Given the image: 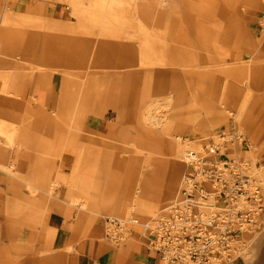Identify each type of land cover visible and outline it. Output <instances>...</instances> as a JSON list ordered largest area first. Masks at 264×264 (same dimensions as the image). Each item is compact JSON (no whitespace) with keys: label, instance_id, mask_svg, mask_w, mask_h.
I'll list each match as a JSON object with an SVG mask.
<instances>
[{"label":"crops","instance_id":"obj_1","mask_svg":"<svg viewBox=\"0 0 264 264\" xmlns=\"http://www.w3.org/2000/svg\"><path fill=\"white\" fill-rule=\"evenodd\" d=\"M63 1L66 3L62 2L59 6H55L51 0H15V8L18 11L22 10L28 15L27 17L39 16L47 20L46 29L41 30L46 40L41 51H45L48 62L56 60L58 66L56 72L52 74L54 77H47L51 81L49 87L43 88L41 81L37 82L36 89L44 91L45 111L36 118H41L39 123L41 129L48 130L49 133L55 131L56 149L54 152H47L44 149L37 152V150L21 148L9 155V161L15 165V168L9 173L0 171V264H162L158 253L149 249L146 239L142 237L127 238L119 245H112L110 241L103 239L105 215L96 214L94 207H89L94 197L91 194L93 182L88 176L75 173L74 164L80 154L78 151L84 147L87 142L85 137L89 134L103 136L110 145L122 144L119 140L132 130L137 131L138 135L135 139L139 144L143 143L145 138L151 140V144H158L161 143L160 137L171 139L175 133L193 135L190 92L192 79L188 77L189 70L186 68L189 67L188 62L185 61L183 64L171 58L168 64L164 65L166 69L146 67L141 64L145 57L139 38L134 42L128 37L118 38L112 36L113 34L107 38L100 35L90 37L87 34L95 33L83 31L90 24V16H86L83 10L76 6H70L66 0ZM218 5L212 11H216L220 6ZM135 13L139 14L140 23L147 25L148 21L145 18L148 16L137 11ZM97 14L94 17L108 19L103 17L102 12ZM172 15L176 17L174 9ZM117 16L120 19V15ZM154 17L155 15L150 17L152 21ZM158 17L162 19L157 23L149 20L154 27L152 30L154 33L165 28L164 12ZM183 19L185 12L181 19L184 28L180 34L183 33L190 38L192 27L188 23L186 25ZM106 21L102 22L103 25ZM251 23H253L252 33L249 31L245 33L244 26L242 31L240 30L238 47L240 59L252 64L254 59H258L264 64V31L260 26L259 17L257 16ZM168 27L166 25L165 29L169 31ZM146 28L151 29L150 25ZM200 42L203 44L201 39ZM258 44L259 47L255 50ZM190 45L189 40L188 46ZM256 52L259 55L255 58L253 55H257ZM218 57L216 54V59ZM199 60L200 64H206L208 59L203 57ZM217 61L220 62L218 59ZM96 65L103 68H95ZM216 66L223 64L216 63ZM89 74L98 75L104 85L106 102L101 115L96 113L97 110L95 111L92 103H86L83 98V95L89 94L86 88L82 90V99L77 100L70 109L59 103L63 95L62 77H72V83L80 86L81 82L87 80ZM24 81L28 91V83H30L28 77H25ZM168 91L175 99V104L172 107V114L164 119L167 118L169 125L167 123L163 127V123L160 122L163 119L152 115L155 106L149 113L145 110L149 108L150 102L156 104L150 96L159 92L158 94L165 97ZM250 93L251 100L244 105V111L241 112L246 91L242 88L234 89L231 96V110L234 114L239 112L242 114L241 122L246 141L244 145L264 147V89L251 90ZM23 98L27 105L21 106L22 102L20 103L13 96L0 93V114L13 113L19 109L29 111L36 105L34 102L28 103L24 96ZM64 114H69L74 122L65 123ZM145 115H149L151 120L146 121ZM50 119L52 121L46 122L43 127L42 121ZM202 126L200 125V128ZM163 129L164 132L166 129L170 131L174 129V131L168 132L169 137H165ZM68 130L73 132L69 133ZM143 130H156V132L152 137H148L144 136ZM67 144L70 148L67 146L68 153H65L64 146ZM39 145L46 147L53 143L42 140ZM64 157L67 158L69 167L65 168ZM130 160L139 159L121 158L116 161L125 166L124 161ZM152 161L156 162V169L150 172V177H169L170 167L165 163L158 164L164 162L162 159H152ZM54 179L57 181L52 187ZM73 183L75 185H71ZM31 185L37 186L40 190H36ZM33 189L34 193L31 192ZM51 189L54 195L48 194ZM163 193V190L157 191L155 200L163 199ZM150 199L154 198L150 197ZM78 202L88 205L87 209L81 210ZM107 207L112 210L118 208L117 205ZM15 210L23 212L16 216L9 213ZM32 210L47 211L46 215L39 216L36 226L31 224L28 216ZM230 264H264V236L253 253L244 256L241 252Z\"/></svg>","mask_w":264,"mask_h":264},{"label":"rangeland","instance_id":"obj_2","mask_svg":"<svg viewBox=\"0 0 264 264\" xmlns=\"http://www.w3.org/2000/svg\"><path fill=\"white\" fill-rule=\"evenodd\" d=\"M55 6H59L62 4V2H65L63 0H51ZM149 1H151L154 5L155 9V17L152 21V18H145L148 22H146V26L150 25L151 29L146 28L145 32H141L143 28L141 27V21L139 20V17L135 11L132 8L128 7L126 4L125 7L122 10H118L117 13L120 15V20L117 23L113 24H104L103 23H94L89 22L90 24L86 26V29H83V31L86 32H93L95 34H87L88 36H102L107 38L109 35L114 34L115 36L124 37L133 39L134 42H136L137 38L141 37H150L148 34H154L153 25L149 20H151L154 23H157L162 19V17H158L162 15V12H164V19H166V25L169 26V32L172 31V21H178L182 19L183 12L189 14L192 16L191 18H201L202 25L198 29L195 26V23L191 25V34L190 38L191 46H189V49H186L188 46H185V44H178L174 43L170 40V36L168 35V38L164 39L162 37L161 39L156 38V42L159 44L167 43V62L166 63H160L154 62L155 68H163L166 69L164 65L168 64L169 58L175 59L177 62H181L184 64V62H188L187 65L189 67L188 71V77H191L192 81L190 82V92L191 97L197 95L196 99H198V103H194L195 107L198 111V117L202 120L203 126L200 128L202 130L201 135H188L184 133H175L173 134V141L177 143V145L181 146L183 148V154L180 157V163L184 167L183 174L181 176V181L183 182L184 176L186 172L188 171V167L185 163L184 159V153L187 151V149L194 148L201 152L202 145H206L212 142H218L220 138L222 137V134L227 135L229 132L237 131L239 135L245 136V132L242 127V118H241V112L234 114L231 110V96L229 95L226 100H223L222 97H219L220 95L227 94L230 89H236V88H242L246 91V96L244 99L245 105L249 103L251 98H249V92L251 90L255 91H261L264 89V64L258 59H252L253 64L251 62H245L241 60L239 55V43H240V30L242 31V26L245 28V33L248 31L252 33V27L253 19L258 16L260 19V26L264 31V24L262 21V12L264 8V0H260L259 6L249 5L247 0H237L235 5V10L232 11L231 7H229L226 4L225 0H175L177 6H179V12H176V17L172 15V9L173 6L170 2H163L161 5H159L160 0H144L140 1L141 4H146ZM171 1V0H169ZM89 0H85L84 4H88ZM66 3V2H65ZM219 4L220 12H222L224 15H219L214 12L212 13L211 10L215 9V6ZM234 4V3H233ZM72 6V5H70ZM208 7L209 11L205 12L204 7ZM200 7V8H198ZM2 10H5L6 13L9 16L11 22L8 24L9 27H16V30L20 33L18 36H21L22 39H27L33 32L35 34L36 31H41L42 29L45 30L47 27V20L41 17H25L24 19L21 17V13L15 8V0H0V14L2 13ZM21 10V9H20ZM161 12V13H160ZM100 12H98L99 14ZM158 13V14H157ZM234 13V18H231V14ZM141 14V13H140ZM202 15V16H201ZM256 15V17H255ZM255 17V18H254ZM200 20V21H201ZM93 24V25H92ZM171 24V25H170ZM228 24L233 25L234 29L232 33L233 39L231 42H228L227 34H228ZM244 24V25H243ZM255 26V24H254ZM141 30V31H140ZM150 30V31H149ZM31 31V32H30ZM173 32V31H172ZM31 33V34H30ZM182 36H185L183 33L180 34ZM188 36V35H186ZM196 38H199V42L197 43ZM116 39V38H115ZM200 39L203 41L204 46H202L203 50L200 49ZM139 40V39H138ZM164 40V41H163ZM22 45V44H20ZM259 47V44L255 47V50ZM22 49V48H21ZM187 50V51H186ZM259 50V49H258ZM23 51V50H21ZM205 53V57L208 59L206 60V64L201 63L198 57H196L197 52ZM257 55H253L258 57L259 53L256 52ZM216 54H218V60L216 59ZM0 70L5 71L6 73H9L10 69H13L14 65L10 58H2L0 57ZM216 63H221L223 66H216ZM251 63V64H250ZM147 67V66H146ZM179 68V67H177ZM182 68V67H181ZM224 71V72H223ZM227 72V73H225ZM229 72V73H228ZM233 75L237 77H226ZM25 78V75H24ZM227 83L225 84L224 82ZM258 83H260L262 86L258 87ZM228 86V91H222L220 90L222 85ZM233 87V88H232ZM233 89V90H234ZM218 91V92H217ZM249 91V92H248ZM167 96H162L158 94L159 92H156L155 95L150 96L151 99H154L156 102V105L154 109L152 110V115L157 116L163 120L161 124L163 127L165 124L169 121L164 120L165 117H168L172 114V107L175 104V99H169ZM1 94H5L0 91ZM162 93V92H161ZM219 93V94H218ZM17 101L22 102V105H27L26 102H24V98L19 96H13ZM207 104V105H206ZM210 105L212 106V110L210 109ZM243 108V107H241ZM193 109V105H191V110ZM20 112L23 111L25 114L26 110H20ZM22 113V114H23ZM212 113V114H210ZM209 115L213 122H209V119L206 117ZM78 116V115H77ZM182 118V117H181ZM183 120V119H181ZM164 121V122H163ZM207 122V123H206ZM209 122V123H208ZM167 125V126H168ZM193 125V124H192ZM235 125V126H233ZM154 127V126H153ZM226 128V129H225ZM152 129V128H151ZM164 130V129H163ZM167 130V129H166ZM169 130V129H168ZM8 131L7 127H1L0 129V141L4 140L6 141V132ZM73 132V130H68L67 132ZM145 131L144 136L152 137L154 135V132L156 130H143ZM174 131L172 129L169 130V133ZM4 132V133H3ZM66 132V131H65ZM77 132V131H76ZM153 133V134H152ZM138 135L136 130L128 131V134L122 138V140H119L122 142V144H113L115 146L114 152H113V163H120L119 161H116L121 158H127V159H139L138 161L130 160L128 162L124 161L125 167L129 168V171L127 174H125L121 179V184L116 187H110L108 188L101 187L99 185H93L91 187V194L93 196H102L103 199L106 198V196L109 198V206H115L117 205L118 208L117 211L114 212L112 215L115 219H118L124 226L125 234L123 235L122 243L127 239L132 237H142L144 238V232H143V224L144 222L150 221L154 218H156L160 211L168 206L170 203L174 202L175 199H177L180 196L183 183L180 184L179 188L177 186L174 187V184L172 182V175L175 172V167L177 166L175 163V159L173 156L169 154L170 148L174 145L171 143L170 139H163L160 137L161 143L158 144H151V140H147L146 138L143 139V143H137V139L135 137ZM225 139H230L229 135L226 136ZM141 141V140H140ZM1 143V142H0ZM12 147H18V144H12ZM159 147V148H167L168 151L163 152L161 151L159 154L151 155V157H147V154L145 151L141 150V147ZM225 150H227V154L222 152V158L224 160H229L230 158H236L240 159V162L242 167L244 168L245 175H247L248 178L252 181V183L255 186H258L260 188V203L264 207V180H263V173H264V166H263V156H264V147L263 146H252V145H240V143L235 141H230L227 145H225ZM65 153H68L65 150ZM71 154V153H69ZM120 155V157H119ZM156 156V157H154ZM152 159H162L164 162H158L165 163L166 166L170 167V173L168 174L169 177H159V188L156 190L160 191L163 190V199L151 201L150 196L152 195L150 193H147L148 191H145L143 186V176H149L151 170L143 168V164L146 161H149L150 163H156L155 161H152ZM65 160V168L69 167L67 166V158L64 157ZM74 161V160H73ZM166 161V162H165ZM122 163V162H121ZM101 189H99V188ZM118 188V189H117ZM164 188V189H163ZM112 194L114 190H116ZM50 193H53V189H51ZM168 195L166 196V194ZM149 196V197H147ZM166 196V197H165ZM52 197V196H49ZM180 198V197H179ZM150 200V201H147ZM121 201H123L121 203ZM147 202L148 204H151L155 207V211L148 212L146 209L139 210V208H134L136 206H139L140 204ZM47 203H49L47 201ZM120 206H119V205ZM52 211L51 209H49ZM112 210V209H110ZM105 218L109 216H104ZM105 218L103 220V230H104V238L105 240H108L106 237V221ZM119 218L123 219L120 220ZM137 219L139 221L138 224L133 223L132 221ZM258 223L257 227L252 229L251 231H248L247 233H244V236L242 235V240L240 243H238L235 247L236 256L239 255L241 252L244 256H247L254 252L256 249L258 242L262 240V237L264 236V210L258 217ZM135 229V230H131ZM247 235V236H246ZM244 238V239H243ZM109 241V240H108ZM112 245H114L112 243ZM162 264H166L163 263ZM182 264V263H181ZM188 264V263H183Z\"/></svg>","mask_w":264,"mask_h":264},{"label":"bare ground","instance_id":"obj_3","mask_svg":"<svg viewBox=\"0 0 264 264\" xmlns=\"http://www.w3.org/2000/svg\"><path fill=\"white\" fill-rule=\"evenodd\" d=\"M7 1V0H6ZM70 5L76 6L78 9L80 8L83 10L82 12L86 14V16H90L89 20L94 23H102L103 21L107 20L106 23H117L119 22L117 19V11L122 10L125 5L127 4L128 7L132 8L133 10H136L138 13H141L148 17H153L155 14L154 5L151 1H149L146 4H141L139 0H89L88 4H84L85 0H66ZM226 4L231 7L232 11L235 10V3L237 0H225ZM163 2H170L176 12H179V6H177L175 0H160L159 5H161ZM249 5L259 6L260 0H247ZM234 3V4H233ZM200 8V7H198ZM208 7H204L205 12L209 11ZM212 11V10H211ZM22 15L21 17L24 19L27 18V14L24 13L22 10L19 11ZM97 12H102L103 17H106L108 19H103L102 17H94ZM216 13L219 15H224L222 12H220V8L217 7L216 11H212V13ZM231 14V13H230ZM98 15V14H97ZM10 15L6 13L5 10H2V13L0 14V57L2 58H10L13 62V69L9 70V73H6L5 71L0 70V91L9 94L11 96H21L25 97L26 101L29 103H35V106H32L29 111H26L25 114L21 113L20 111H16L13 113H4L0 114V129L1 127H7L8 131L6 132V141L2 140L0 141L2 145H0V171L4 172H10L15 168V165L9 161L10 157L9 155L12 152H16L17 150L21 148H25L27 150H37V152L40 149H44L47 152H54L56 147L54 145V139L56 137L55 131H51L49 133L48 130L41 129V125H39L41 118H36V116H41L42 112L45 111L44 103H43V92L36 89L37 82L40 80L41 85L43 88L49 87L51 85V81L47 77H54L52 74L56 72V68L58 65H56V60H52L51 62H48L49 60H46V53L45 51H41V47L45 46L46 40L44 34H42V31H36L35 34L31 32L30 36L26 39H22L21 36H18L20 34L16 27H9L8 24L11 22ZM202 16V15H201ZM234 13L231 14V18H234ZM39 17V16H38ZM189 14H187V11L185 13V19L186 25L188 23L189 26L193 25L195 23V26L199 29L202 25L201 18H191ZM201 20V21H200ZM164 25L166 28V22L164 21ZM171 25V24H170ZM141 27H143V32L146 31V25L145 23L141 24ZM172 31L169 32L168 30L161 29L160 31L154 33V34H148L150 37H141L139 38V41L141 42L143 46V54L144 57L141 61V64L144 66H154V62L160 63H166L167 62V43H161L159 44L156 42V38L162 40V37L164 39L168 38V35L170 36V40L174 43L178 44H185V46H188V42L192 41L191 38L188 36H182L180 33L183 31L184 25L181 20L175 21L172 24ZM234 26L231 24H228V34H227V41L231 42L233 39L234 33H232ZM169 29V28H168ZM112 36H115L114 34ZM164 41V40H163ZM197 43L199 42V38H196ZM22 44V45H20ZM191 46V45H190ZM202 46L203 44H200V49L203 50ZM22 48V49H21ZM189 49V46L186 48ZM23 50V51H21ZM187 51V50H186ZM82 56V54H81ZM196 57L199 59L205 57V53L197 52ZM170 60V58H169ZM1 62V60H0ZM95 68L102 69L103 67L100 65H96ZM224 72V71H223ZM227 73V72H225ZM229 73V72H228ZM24 75L25 77H28V80L30 83H28V91L26 90V83L24 81ZM233 75L226 76V77H232ZM237 77V76H233ZM63 81V89H62V97L60 98V105L65 107L66 109H70L72 105L76 104V101L79 99H82V90L86 88V91L89 94L83 95V98L85 99L86 103H92L95 107V111L97 110V114L101 115L104 108H105V102L106 99L104 94V85H102L100 81V77L95 74H89L87 76V80L85 82H81L80 86L77 83H72V77H62ZM225 84L227 83L224 82ZM258 87H261L262 85L258 83ZM40 85V84H39ZM78 85V87H77ZM146 86V85H145ZM149 87V85H148ZM233 88V87H232ZM234 89V88H233ZM228 89V86L222 85L220 90L228 91L227 94H222L219 97H222L223 100H226V98L229 95H232L234 90ZM218 92V91H217ZM39 96H36V95ZM219 94V93H218ZM198 97L194 94L192 96V124H193V132L194 134L201 135L202 130H200V125L203 124L202 120L198 117V111L195 107L194 103H198ZM170 100L172 99V96L168 97ZM149 108H146L145 112L149 113L152 110V107L155 105L153 102H150ZM207 105V104H206ZM244 105L243 102L240 110L244 111ZM210 109H207L206 111L212 110V106L210 105ZM28 110V109H27ZM212 114V113H210ZM146 116V115H145ZM209 119V122H213L211 117L209 115L206 116ZM146 121H150L149 115L146 116ZM50 120H43L42 125L45 127L46 122H50ZM63 121L66 123H72L71 117L69 114L63 115ZM77 121V120H75ZM208 122V123H209ZM207 123V122H206ZM164 132V130H163ZM169 131L166 130L163 135L165 137H169ZM4 133V132H3ZM168 134V135H167ZM174 136L171 137L170 141L174 145L170 148L169 154L173 156L175 159L176 167L175 172L172 175V182L174 184V187L177 186L179 188L180 184L182 185L181 176L184 171L183 165L179 162L180 157L183 154V148L179 145H177L176 142H174L173 139ZM87 142L85 143L84 147L79 149L78 152L80 154L77 156L75 164H74V171L78 174H83L89 177V180L93 182V185H99L102 188H108L110 187H116L121 184L122 177L127 174L129 171V168H126L123 164L120 163H113V152L115 149L114 145H110L107 141H105V138L99 134H89L87 137ZM175 138V137H174ZM47 140L53 143V145H49L46 147H41L40 141ZM18 144V147H12V144ZM65 147V150L67 149ZM70 148V145L68 146ZM142 151H145L147 154V157H151V155L159 154L161 151L166 152L168 151L167 148H159L154 146L149 147H141ZM186 156V151L184 153V159ZM185 161V160H184ZM143 168L150 169L151 171H154L156 169V163H150L149 161L144 162ZM154 174H157V172H153ZM59 179V178H58ZM66 178H64L65 180ZM87 179V178H85ZM159 180L156 176L150 177V176H143V188L145 191H148L147 193H150L152 195H149L151 198H154L151 201H154L157 197L156 190L159 188ZM56 181L54 179L53 186L56 185ZM182 182V183H181ZM71 185H75L74 183ZM36 190H40L35 185H31ZM99 188V187H97ZM101 189V188H99ZM118 189V188H117ZM114 190V192L117 191ZM32 193L35 192L33 189L31 191ZM50 194V192L48 193ZM73 199V198H72ZM109 198L106 196V198L103 199L102 196H94L91 200L89 207H94V212L96 214H103L106 216H109L110 218H114L112 215L117 210L113 209L110 210L107 206H109ZM147 200V201H150ZM78 205L81 210H86L88 205H86L84 202H78ZM139 208V210L146 209L148 212H154L155 207L151 204H148L147 202H144L140 204L139 206H136L134 208ZM93 211V210H92ZM145 211V210H144ZM23 211L15 210L10 211L9 213L13 216H16V214H20ZM31 214H28L30 218L31 224L33 226H36L38 223L39 216H44L47 214V211H30ZM81 212V211H80ZM79 212V214H80ZM15 215H14V214ZM123 221V219L119 218ZM135 223L134 221H132ZM131 230H135L132 229ZM248 231L244 232L247 233ZM244 233L242 234L244 236ZM247 236V235H246ZM128 236L127 238H129ZM132 237V236H131ZM244 239V238H243ZM243 241V240H242Z\"/></svg>","mask_w":264,"mask_h":264},{"label":"built area","instance_id":"obj_4","mask_svg":"<svg viewBox=\"0 0 264 264\" xmlns=\"http://www.w3.org/2000/svg\"><path fill=\"white\" fill-rule=\"evenodd\" d=\"M264 24V8L262 12ZM229 135L230 139H225ZM222 134L218 142L202 145L201 152L187 149L188 167L180 198L164 207L159 215L143 224L149 249L166 264H230L242 234L257 227L264 210L260 188L245 175L240 157L224 160L225 145H244L238 132ZM106 237L122 243L123 224L107 217ZM138 224L137 219L133 220Z\"/></svg>","mask_w":264,"mask_h":264}]
</instances>
